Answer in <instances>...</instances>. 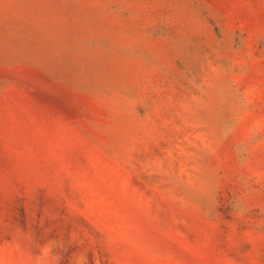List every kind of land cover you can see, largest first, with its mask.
Listing matches in <instances>:
<instances>
[{
	"label": "rangeland",
	"instance_id": "1",
	"mask_svg": "<svg viewBox=\"0 0 264 264\" xmlns=\"http://www.w3.org/2000/svg\"><path fill=\"white\" fill-rule=\"evenodd\" d=\"M0 264H264V0H0Z\"/></svg>",
	"mask_w": 264,
	"mask_h": 264
}]
</instances>
